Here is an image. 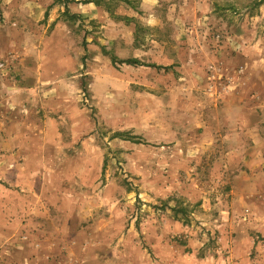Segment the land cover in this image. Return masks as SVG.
Listing matches in <instances>:
<instances>
[{
	"label": "rangeland",
	"instance_id": "obj_1",
	"mask_svg": "<svg viewBox=\"0 0 264 264\" xmlns=\"http://www.w3.org/2000/svg\"><path fill=\"white\" fill-rule=\"evenodd\" d=\"M88 1L0 0V264H264V0Z\"/></svg>",
	"mask_w": 264,
	"mask_h": 264
},
{
	"label": "trees",
	"instance_id": "obj_2",
	"mask_svg": "<svg viewBox=\"0 0 264 264\" xmlns=\"http://www.w3.org/2000/svg\"><path fill=\"white\" fill-rule=\"evenodd\" d=\"M106 1H108V2L110 1V3H112L115 0H90L87 3H89V4L92 3V4H95L96 6H104V5L106 6V4H105ZM116 1H119V2H122V3L131 4V2L129 0H116ZM107 7H108L109 12L111 13V15L114 16L115 14L110 11V7H111L110 4H107ZM105 54H106V52H105ZM111 59H112L113 64H117L116 58H111ZM120 63L123 64V65L133 66V67L143 66V64H141V62H139L138 60H135V59L123 60Z\"/></svg>",
	"mask_w": 264,
	"mask_h": 264
},
{
	"label": "crops",
	"instance_id": "obj_3",
	"mask_svg": "<svg viewBox=\"0 0 264 264\" xmlns=\"http://www.w3.org/2000/svg\"><path fill=\"white\" fill-rule=\"evenodd\" d=\"M68 237V236H67ZM70 237V236H69ZM67 251L69 252V254L71 253V251H70V249H67ZM64 254V253H63ZM64 255H66V254H64ZM66 260L68 259V256H66V258H65Z\"/></svg>",
	"mask_w": 264,
	"mask_h": 264
}]
</instances>
